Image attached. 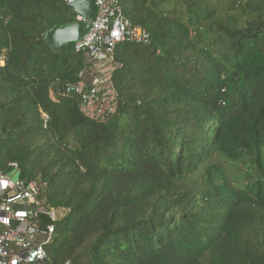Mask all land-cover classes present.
I'll return each instance as SVG.
<instances>
[{
    "label": "trees",
    "instance_id": "obj_1",
    "mask_svg": "<svg viewBox=\"0 0 264 264\" xmlns=\"http://www.w3.org/2000/svg\"><path fill=\"white\" fill-rule=\"evenodd\" d=\"M119 2L150 37L90 114L94 61L44 41L72 7L0 0V164L65 212L46 263L264 264V0Z\"/></svg>",
    "mask_w": 264,
    "mask_h": 264
},
{
    "label": "built area",
    "instance_id": "obj_2",
    "mask_svg": "<svg viewBox=\"0 0 264 264\" xmlns=\"http://www.w3.org/2000/svg\"><path fill=\"white\" fill-rule=\"evenodd\" d=\"M64 1L70 5L73 0ZM96 1L99 13L92 28L74 44L77 51L87 53L90 61L109 60L119 43L149 40L147 29L126 17L119 0ZM77 19L82 17L77 16ZM107 81L100 77L93 86L80 81L72 88L81 95L86 112H101V109H95L94 102L102 92L101 85ZM109 88L111 96L113 89L111 85ZM109 99L112 101L111 97ZM40 193L39 181L24 176L18 162L11 161L6 166L0 164V264H47L46 246L65 212L47 205ZM62 264H71V261Z\"/></svg>",
    "mask_w": 264,
    "mask_h": 264
},
{
    "label": "water",
    "instance_id": "obj_3",
    "mask_svg": "<svg viewBox=\"0 0 264 264\" xmlns=\"http://www.w3.org/2000/svg\"><path fill=\"white\" fill-rule=\"evenodd\" d=\"M74 13L82 19L55 26L44 32V41L54 51L61 50L65 45H74L88 34L92 22L97 18L99 6L96 0H73L70 4Z\"/></svg>",
    "mask_w": 264,
    "mask_h": 264
},
{
    "label": "rangeland",
    "instance_id": "obj_4",
    "mask_svg": "<svg viewBox=\"0 0 264 264\" xmlns=\"http://www.w3.org/2000/svg\"><path fill=\"white\" fill-rule=\"evenodd\" d=\"M112 67L113 64L111 58L105 62H92V67L85 74L83 82L87 86H93L100 77L108 80L112 71ZM101 88L102 92L100 93L99 98L94 102L96 110L105 108L109 103L110 88L108 81L105 84L101 85ZM104 92H107L108 94L104 95Z\"/></svg>",
    "mask_w": 264,
    "mask_h": 264
}]
</instances>
